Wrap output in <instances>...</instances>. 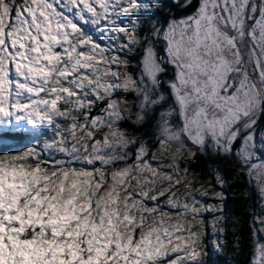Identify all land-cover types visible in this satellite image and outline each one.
Wrapping results in <instances>:
<instances>
[{"label":"snow or ice","instance_id":"obj_1","mask_svg":"<svg viewBox=\"0 0 264 264\" xmlns=\"http://www.w3.org/2000/svg\"><path fill=\"white\" fill-rule=\"evenodd\" d=\"M172 2L0 0V264H209L226 181L194 149L255 189L264 264V0Z\"/></svg>","mask_w":264,"mask_h":264},{"label":"trees","instance_id":"obj_2","mask_svg":"<svg viewBox=\"0 0 264 264\" xmlns=\"http://www.w3.org/2000/svg\"><path fill=\"white\" fill-rule=\"evenodd\" d=\"M147 3H153V0H145ZM162 5L171 8L176 15L183 14L184 11L175 4L172 0H159ZM182 2V0H181ZM165 13V9H157V14ZM124 127L137 135H142L145 138L151 139L153 131L150 124L134 125L131 120L126 121ZM196 151V156L192 158L188 167L190 172L197 173L203 180H207L212 176L213 170H219L224 178L225 185L219 188L225 193L226 199L225 216L227 217V233L226 244L222 252L213 250L209 257V264H247L249 254L250 240V219L251 209L258 208V199L255 189L251 190V196H246V190L249 188L246 177L238 176L236 173V165L227 157L219 156L211 151L200 152ZM183 166V165H182ZM213 180V184H215ZM233 228L236 230V235L241 237V250L237 253L234 251L233 243Z\"/></svg>","mask_w":264,"mask_h":264},{"label":"rangeland","instance_id":"obj_3","mask_svg":"<svg viewBox=\"0 0 264 264\" xmlns=\"http://www.w3.org/2000/svg\"><path fill=\"white\" fill-rule=\"evenodd\" d=\"M194 150H198V149H194ZM217 190H218V191H220V189H219V188H217Z\"/></svg>","mask_w":264,"mask_h":264}]
</instances>
